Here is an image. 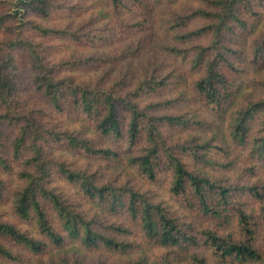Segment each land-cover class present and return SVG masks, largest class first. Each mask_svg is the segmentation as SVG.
<instances>
[{"label": "trees", "instance_id": "16d2710c", "mask_svg": "<svg viewBox=\"0 0 264 264\" xmlns=\"http://www.w3.org/2000/svg\"><path fill=\"white\" fill-rule=\"evenodd\" d=\"M170 1L106 0L116 15L123 9L137 13L150 3L163 5ZM244 1L207 0L211 7L209 9H190L187 14L168 10L165 15L157 17L156 23L164 38L161 46L168 55L175 58L190 57L194 67H204V74L194 82L196 93L205 103L212 105L220 117L227 116V138L237 147L249 145L250 161L264 168V97L253 99L251 91L244 95L242 83L234 85V80L224 71V67L227 70L236 69L235 64L239 60L245 61L253 71L250 79L252 83L264 87V77L258 75L264 71V37L253 41V58L250 61L243 60L247 57V39L254 32L249 18L258 14L248 3L242 7ZM40 2L48 3L47 0ZM197 18L207 19L208 23L201 27H189ZM50 30L45 29L44 32ZM206 33L212 35L210 43L202 45L193 42ZM188 43L192 44L186 46ZM150 66L151 62L142 66L140 77L133 81L131 87L118 82L108 88L88 83L77 84L72 79L56 77L45 65L42 67L44 72L37 75V80L55 106L62 108L63 101L71 97L79 109L88 115H95L96 127L101 135L122 144L115 148L96 147L67 131L57 133L72 146L83 147L92 154L112 160L126 159L127 166L148 179L155 177L160 152L165 149L173 173L171 191L195 212L193 220H181L165 205L152 201L131 183L119 185L103 182L93 173L70 168L63 162L57 163V171L67 181L77 184L84 196L104 205L111 213L127 214L130 222L143 232L149 248L164 249L162 254L154 258L146 254L132 257L133 244L105 229L108 227L121 234L128 233L127 227L103 225L98 218L89 216L48 186L51 161L43 147L45 127L35 115L23 113L11 106L10 76L0 75V101L5 106V111L0 113V165L8 164L2 145V121L18 120L17 134L11 143L13 155L17 158L23 157L26 152H31V155H25L23 162L26 165L17 171L21 185L12 194V209L19 219L33 218L41 235L35 236L12 222L0 219V256L14 262L23 260L22 255L7 245L8 241L27 250L32 256L30 264H210L206 256L197 251V247L203 244L222 260L233 258L242 263L264 264V230L260 233L259 228L260 225L264 227V183H249L240 179L230 181L187 167L172 151V147L166 145L159 127L164 124L188 126L203 122L195 121V117L185 114L154 113L167 109L174 99L156 101L143 107L137 103L136 98L143 93L159 94L167 84L175 82L171 78L178 75L176 69L164 71L167 70L164 69L165 62L152 68ZM243 95L244 102L239 103L238 99ZM122 112H127V121L123 120ZM142 140L146 146L138 153L135 148ZM176 146L185 150L191 148ZM197 146L198 149H209L213 145L208 141ZM197 156L203 158L204 154ZM255 163L246 170L254 173ZM214 164L233 168L231 160ZM2 190L0 180V195ZM254 203L259 205V222L252 209ZM48 205L57 213L64 232L51 224ZM210 220L219 227L236 223L241 236L235 238L231 233H219L209 226ZM260 234L262 243L259 245L256 241Z\"/></svg>", "mask_w": 264, "mask_h": 264}, {"label": "rangeland", "instance_id": "374dc122", "mask_svg": "<svg viewBox=\"0 0 264 264\" xmlns=\"http://www.w3.org/2000/svg\"><path fill=\"white\" fill-rule=\"evenodd\" d=\"M47 1L48 3L44 4L40 0L34 2L0 0V75L10 76L11 106L23 113L35 115L45 127L43 147L45 155L51 161L48 186L89 216L98 218L103 225L118 224L127 227L128 233L121 234L106 226L105 229L133 244L132 257L146 254L149 258H154L162 254L164 249L149 248L143 232L136 224L130 222L127 214L111 213L104 205L84 196L77 184L67 181L57 171V163L63 162L70 168L93 173L103 182L119 185L131 183L135 188L145 192L152 201L165 205L181 220H193L195 212L187 208L182 198L171 191L173 173L165 149L160 152L155 177L148 179L127 166L126 159L112 160L92 154L83 147L72 146L66 138L57 135L59 132L67 131L88 140L96 147L115 148L122 145L114 139L101 135L96 127L95 115H88L79 109L71 97L63 101L62 108L54 105L37 80V75L44 72L42 69L44 65L56 77L72 79L77 84L88 83L92 86L102 85L108 88L117 82L126 83L127 87H131L133 81L140 77L141 68L146 62H151V68L165 62L164 69L167 70L164 71L176 69L177 77L171 78L175 82L167 84L159 94L143 93L136 98L137 103L143 107L156 101L174 99L167 109L157 110L154 113L185 114L187 117H195V121L203 122L188 126L161 125L159 128L166 145L171 146L172 151L191 170H202L211 175L228 178L230 181L240 179L249 183H264V168L261 164L250 161V146H235L225 134L227 116L220 117V113L196 93L194 82L204 74V67H194L190 57L175 58L168 55L161 46L164 38L157 29V17L165 15L168 10L187 14L190 13V9H209L211 7L207 0H171L163 5H159L158 2L157 5L150 3V6H146L143 11L134 13L132 10L123 9L118 15L106 0ZM246 3L250 4L253 11L258 12L249 18L253 23L254 32L247 39L245 51L247 57L243 60L250 61L253 58L251 51L253 41L264 37V0H245L241 6L244 7ZM151 8L152 10L149 11ZM207 23V19L197 18L189 27H201ZM45 29L52 30L44 32ZM63 30L67 32H58ZM211 37V34L206 33L193 42L207 45ZM235 65L236 69L231 70L224 67L225 73L234 80V85L242 83L244 95H248L251 91L253 99L264 97V87L250 80L253 71L247 67L246 62L239 60ZM258 75L264 77V71ZM244 95L238 99L239 103L244 102ZM4 111L5 106L0 101V113ZM127 115V112H122L123 120L127 121ZM18 123V120L5 119L1 124L3 152L8 158V164L0 165V180L3 184L0 195V219L12 222L40 237L35 220L19 219L12 209V194L21 185L17 171L25 167L26 164L23 162L25 155H31V152H26L27 154L25 153L21 158L13 155L11 143L17 134ZM208 141L213 145L209 149L197 148V145ZM176 145H186L191 148L185 150ZM145 146L146 143L142 140L135 151L139 153ZM198 154H204V157H198ZM229 160L233 161V168L214 164L227 163ZM254 163L256 164L254 173L246 170ZM252 209L259 222V205L254 203ZM47 211L51 224L64 232L57 213L49 205ZM208 224L219 233H231L235 238L241 236L236 223L219 227L215 221L210 220ZM259 228L262 233L264 227L260 225ZM198 236L202 238L201 234ZM260 238L261 234L256 241L259 245L262 243ZM6 243L15 253L22 255L23 260L14 262L0 256V264L31 263L32 256L25 248L8 241ZM197 251L206 256L210 264H249L233 258L222 260L203 244L197 247Z\"/></svg>", "mask_w": 264, "mask_h": 264}]
</instances>
